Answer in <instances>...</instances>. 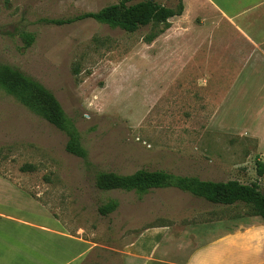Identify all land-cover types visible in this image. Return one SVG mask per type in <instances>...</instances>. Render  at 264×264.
Listing matches in <instances>:
<instances>
[{"label":"rangeland","instance_id":"rangeland-1","mask_svg":"<svg viewBox=\"0 0 264 264\" xmlns=\"http://www.w3.org/2000/svg\"><path fill=\"white\" fill-rule=\"evenodd\" d=\"M118 1L0 0V62L55 94L91 162L68 153L63 131L0 89V264H127L146 229L161 233L147 244L157 243L155 256L178 260L162 227L185 236L191 227L220 221L232 229L252 216L242 204H213L176 187L142 196L104 191L95 185L100 170L258 180L264 191L256 166L264 161L261 54L247 64L249 52L220 46L208 53L203 15L191 0L188 13L186 0H156L184 4V12L134 32L91 18L43 21ZM26 33L34 34L31 45ZM203 78L215 93H192L185 84ZM112 200L118 208L103 215L100 207Z\"/></svg>","mask_w":264,"mask_h":264},{"label":"trees","instance_id":"trees-1","mask_svg":"<svg viewBox=\"0 0 264 264\" xmlns=\"http://www.w3.org/2000/svg\"><path fill=\"white\" fill-rule=\"evenodd\" d=\"M184 4L178 9L165 6L156 0H119L98 11H88L65 19H43V21L64 25L84 19H94L113 28L134 32L149 24H167L169 19L180 16ZM34 34L26 33L28 45L34 42ZM0 89L12 95L33 113L43 117L67 135L65 149L68 153L82 158L91 165L88 151L83 146L81 134L74 122L65 112L55 94L44 84L20 70L18 67L0 62ZM257 174L264 176V161L256 160ZM95 185L104 191H135L140 196L158 188L176 187L191 195L217 205L247 206L249 215L260 216L264 220V191L258 180L242 182L238 178L225 181L202 179L198 176L180 175L161 169L141 168L133 173L122 174L115 171L100 170L95 173ZM119 206L112 200L100 207L103 215L114 212Z\"/></svg>","mask_w":264,"mask_h":264},{"label":"crops","instance_id":"crops-1","mask_svg":"<svg viewBox=\"0 0 264 264\" xmlns=\"http://www.w3.org/2000/svg\"><path fill=\"white\" fill-rule=\"evenodd\" d=\"M191 4L203 15L200 31L202 45L208 53L226 46L234 54L249 52L244 58L247 64L257 53L264 62V0H191ZM196 29L192 32L194 41L199 31ZM185 84L193 86L189 89L192 93H215L208 78L187 80ZM162 228L175 246L179 259L167 260L157 253L155 256L153 250L157 243L152 248L147 244L151 239L157 240L161 233L151 236L146 229L132 244L127 264H264V220L260 216H251L232 229H227L220 221L191 227L185 236L171 234L166 227Z\"/></svg>","mask_w":264,"mask_h":264}]
</instances>
